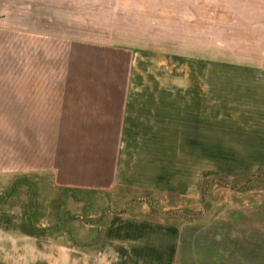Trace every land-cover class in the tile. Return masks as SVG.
I'll return each instance as SVG.
<instances>
[{"label":"rangeland","instance_id":"obj_1","mask_svg":"<svg viewBox=\"0 0 264 264\" xmlns=\"http://www.w3.org/2000/svg\"><path fill=\"white\" fill-rule=\"evenodd\" d=\"M143 259L264 264V0H0V264Z\"/></svg>","mask_w":264,"mask_h":264},{"label":"crops","instance_id":"obj_2","mask_svg":"<svg viewBox=\"0 0 264 264\" xmlns=\"http://www.w3.org/2000/svg\"><path fill=\"white\" fill-rule=\"evenodd\" d=\"M107 172H108V175H110V174H113L114 172L113 171H111V170H107ZM124 173H126V175H129V176H131L132 175V172L131 171H129V170H125V172ZM117 175V174H116ZM89 178V177H88ZM124 179H126L129 183L130 182H133L134 181V179H132V178H130V177H127L126 178V176L124 177ZM100 180V178L98 177V185L96 186V185H91V184H85V183H82V184H84L85 186H80L78 183V181H73L72 182V185L71 186H62V187H66L65 188V190H68V191H79V192H86V193H89L90 194V192H95V191H97V192H99V191H107L108 189H112L113 191L114 190H120V194L121 195H125L126 193H127V189H129V188H127V187H125V186H123V184H119V183H116V182H114L115 184H113V185H111V186H108V187H99L100 186V184H99V182H103V181H99ZM74 183V184H73ZM89 185H91V186H89ZM102 185H104V186H107L108 185V180L107 181H105ZM142 185H140L139 186V189H141L142 191H148V190H150V189H148L147 187H145V186H142ZM111 191V190H110ZM88 194V195H89ZM142 225H140L139 226V228L141 227ZM147 228H150V227H148V226H142V228H140L139 230L141 231V229H147ZM151 229V228H150ZM146 233L147 232H145L144 233V235H146ZM143 239H146V236L145 237H143ZM82 250H85L86 248L85 247H82L81 248ZM98 249V248H97ZM97 249H95L94 250V248L91 250V249H86V251H88V253H89V255H91V254H94L95 252H97L98 250ZM139 250L137 251V252H139V253H141V254H145V255H147V257H149V255H156V254H158L159 253V249L157 248V249H155L154 247H151V244H149V242H148V244H145L142 248H138ZM170 254L172 255L173 254V249H170V247H168L167 249H166V252H165V255H168V257H169V259H170ZM93 256V255H92ZM94 257V256H93ZM168 259V258H167ZM144 263V259H143V261H140V264H143Z\"/></svg>","mask_w":264,"mask_h":264},{"label":"trees","instance_id":"obj_3","mask_svg":"<svg viewBox=\"0 0 264 264\" xmlns=\"http://www.w3.org/2000/svg\"><path fill=\"white\" fill-rule=\"evenodd\" d=\"M246 189H249V188L246 187ZM205 196H206V194L203 196V203L207 201Z\"/></svg>","mask_w":264,"mask_h":264}]
</instances>
